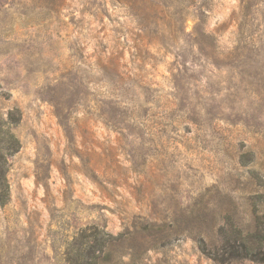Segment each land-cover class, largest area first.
<instances>
[{"label": "rangeland", "instance_id": "1", "mask_svg": "<svg viewBox=\"0 0 264 264\" xmlns=\"http://www.w3.org/2000/svg\"><path fill=\"white\" fill-rule=\"evenodd\" d=\"M132 4L0 0V264H264V0Z\"/></svg>", "mask_w": 264, "mask_h": 264}, {"label": "trees", "instance_id": "2", "mask_svg": "<svg viewBox=\"0 0 264 264\" xmlns=\"http://www.w3.org/2000/svg\"><path fill=\"white\" fill-rule=\"evenodd\" d=\"M128 3L132 4L133 8L140 13V6L144 7V0H125ZM140 16L144 18L148 17L146 11H141ZM149 18V17H148ZM112 68V67H111ZM110 68V69H111ZM106 70V74L110 75L111 70ZM18 111H10L8 114V123L11 125L17 123L16 116ZM21 145L18 139L10 132L3 131L0 128V207L5 206L9 201V184L7 181L8 173V160H6V155H11L17 152L20 149ZM239 235V239L234 241H226V244L234 250L233 256L243 259H254L259 261H264V253L260 252L261 248L264 247V229L260 230L257 233V245H252L250 241V235L246 237L243 236V230H236ZM249 233V232H247ZM231 242H233L231 244ZM262 256V257H260ZM87 264H106L105 261L96 262L95 260L92 263Z\"/></svg>", "mask_w": 264, "mask_h": 264}]
</instances>
